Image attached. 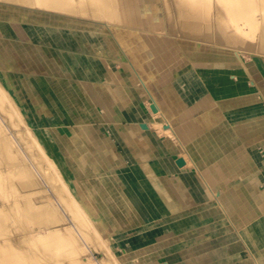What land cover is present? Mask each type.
Returning a JSON list of instances; mask_svg holds the SVG:
<instances>
[{
	"label": "bare ground",
	"instance_id": "obj_1",
	"mask_svg": "<svg viewBox=\"0 0 264 264\" xmlns=\"http://www.w3.org/2000/svg\"><path fill=\"white\" fill-rule=\"evenodd\" d=\"M18 11L103 27L121 54L122 70L107 72L112 76L107 79L96 59L73 55L54 35L49 38L51 48L25 47L27 58L20 46L0 42V264H160L162 257L185 260L183 264L235 263L240 256L219 261L222 251L210 254L218 259L214 263L191 258L198 254L193 248L197 240L189 238L196 229L210 231L208 217L211 222L218 219L213 210L202 213L195 225L184 219L177 226L142 233L130 243L115 241L114 223L123 220L131 224L128 229H138L209 208L210 199L219 200L212 191L218 184L224 189L227 173L233 183L254 167L264 177L258 162L264 151L257 153L243 139L240 154L231 153L234 146L227 144L233 134L204 130L214 119L207 101L199 100L180 113L204 93L228 97L231 79V91L244 98L251 93L247 103L255 110L252 116L264 118V86L254 79L264 75V0H0V27L20 17ZM175 50L202 68L218 70L183 73L168 60ZM244 58L259 61L247 66ZM76 67L81 72L74 71ZM170 72L178 78L163 90L167 100L161 99L154 83L163 82ZM239 73L249 76L247 83ZM82 77L86 98L76 102L80 93L74 81ZM214 82L217 86L205 92L204 84ZM97 120L108 123L106 131L117 138L119 157L102 130L89 125ZM121 121L128 127L116 125ZM182 123L184 128L179 127ZM176 136L188 144L174 154L173 166L180 173H198V181L159 177L167 165L162 141L169 144ZM240 158L249 164L241 168L232 163ZM261 181L263 185L251 182L246 188L251 202L254 188H264ZM229 195L240 216L255 221L246 236L261 247L264 211L250 207L246 212L249 207H241L238 190ZM62 204L71 207L65 210L74 213L80 227L67 219ZM230 217L236 220L235 214ZM236 239L241 241L238 235ZM93 240L103 254L99 262L88 246ZM158 246L165 249L151 253Z\"/></svg>",
	"mask_w": 264,
	"mask_h": 264
},
{
	"label": "crops",
	"instance_id": "obj_2",
	"mask_svg": "<svg viewBox=\"0 0 264 264\" xmlns=\"http://www.w3.org/2000/svg\"><path fill=\"white\" fill-rule=\"evenodd\" d=\"M66 47V46H64ZM67 48V47H66ZM120 54V52H119ZM170 54V53H169ZM121 55V54H120ZM183 53L182 51L179 50H175V52L170 55L169 57V62L171 64L175 63V65H179L178 67L181 68L180 71H182L183 73H193V74H197L196 72H199V70H209L210 68V72H214L216 73L218 70V68L216 67H209V68H202V66H200V64H194L193 62L189 61L185 56L183 57ZM121 59V57H120ZM198 65V66H197ZM106 66V65H105ZM200 66V67H199ZM216 66V65H215ZM103 67V66H102ZM101 67V69H102ZM109 67V65H108ZM199 67V68H197ZM220 69V68H219ZM222 70V69H221ZM229 74H233L232 72ZM235 74V73H234ZM256 75V74H255ZM238 76L240 77V79L243 82H248L249 80V76L247 74H238ZM259 78V79H258ZM257 81H260L261 85L260 88H262L264 86V75L262 76H257L256 78ZM85 79L80 78L78 80L74 81V86L75 89L77 90L76 93H80L79 97L74 98V100L77 102L78 100H82L83 98H86V96H84L81 92L83 91V86L85 81H83ZM98 81V80H97ZM227 86H228V97H220L216 95V91H212L216 86L217 83H206L204 84V91L206 92V90L208 91H212L209 92L211 93L210 95L208 93H204V95H206V99H203L205 101H207V104H209L210 109L209 112H211L210 114H212L213 116V121L211 122L210 125L208 126H204V130L205 131H210L213 132L215 130H223L227 133H231L233 134L232 136V142L228 143L227 145H233L234 149H238L236 151H234V149H231V153L235 152V153H239L240 154V146H242V142L243 139L245 141V143L247 145H249L248 147L252 148L254 151H257V153H261V151H264V118H263V114L262 116H257L256 114L254 116H252L253 114H251V112H255V110L250 109L252 106V104L247 103L252 101V99L249 97V95L251 93L246 94V97L244 98L242 96V94H237L233 91H231V89L233 90V83L231 82V79H227ZM77 83V84H75ZM86 84V83H85ZM251 84V83H250ZM74 89V88H73ZM82 90V91H81ZM203 96V95H202ZM242 96V97H241ZM256 101H260L262 104V101L257 98ZM213 102V104L211 105V103ZM218 102V103H217ZM221 104V105H220ZM223 105V107H222ZM263 106V104H262ZM213 107V108H212ZM221 107V108H219ZM259 107V106H257ZM223 109V110H222ZM222 110V111H221ZM134 111V110H132ZM96 115V113L94 114ZM199 117V116H198ZM189 121L191 120V118L188 119ZM123 122V123H122ZM125 121H121V122H117L116 125H118L120 128L122 127H128V123ZM76 124V123H75ZM93 124V125H92ZM92 124H89L90 126H94L95 129L97 130H102V132L105 134V140L108 143V147L111 146V148L115 149V154L118 155V157L120 156V146H118L117 143V138L116 137H111V134H108V131H106V129H108V123L102 121V120H97L96 122ZM258 124H261V126L258 127ZM180 127V125H179ZM180 128H184V126L182 125ZM209 129V130H208ZM177 132V131H176ZM216 132V131H215ZM222 133V131H220ZM239 132L240 134L237 136H235L234 134ZM104 140V141H105ZM176 142H175V141ZM175 142V143H174ZM186 141L180 140L177 136L175 138H173L171 140V142L168 144L164 141H162V149L165 152V162H167V165H164L163 167V172L159 175V177L162 179H170V180H177L180 181L181 177H185L187 176L188 178H192L193 180L198 181L199 180V174L197 173H187V172H178V168H175L173 166L174 161L177 160L176 158V154L177 152H179V150H182V148H184L186 146ZM170 145V146H169ZM235 146H239L238 148H235ZM253 146V147H252ZM174 148V149H173ZM169 149V150H168ZM243 151V150H242ZM242 154H244V152H242ZM218 159L215 161V163H217ZM246 159L240 158V160H236L234 159V161H232V163L236 164V166H239L241 168L245 167V163H246ZM250 161H248L249 164ZM259 165L264 166V157H262L259 161ZM231 162H227V167L228 164H230ZM253 165H255L253 163ZM253 174V175H252ZM249 175L252 177L250 180H248ZM263 174L259 173L257 167H254V170L252 171L251 174H247L243 177H238L235 181V179H233V181H235L234 183L232 181H230V179L234 178L232 175H227L224 176V180L226 181V185L224 187V189H222L220 187V185H217V188L219 189H215L214 191H212L216 197L219 193L223 192L224 195H228V229L227 228H223L222 230H219L220 233H224L226 230H231L235 227V229H239L240 231L236 232V234L238 236H240L241 241H239V245L234 244V246L232 247L233 250L236 249V251L238 250V247H240V249H244L243 252L232 256V257H228V262L231 260H235V258L237 256L238 260L233 263V264H264V245L262 244L261 247H259L250 237L246 236V234L248 233V229L253 227L255 225V221L251 220V219H247V218H243L245 215H241L240 216V212L235 208L234 206L231 204L230 202V193L235 192L236 190H238L239 192V196L243 199V204L241 203V207H246L248 206L249 209L247 208V211H250V207L252 208H257L258 212L262 213V211H264V188L261 187V189H255L254 190L256 192L252 193V195L255 197V200L253 202H251L248 197L249 194L247 193V187L250 186L249 184L252 182L251 186H255L262 184V181H264V177L262 176ZM261 176V177H260ZM248 182V183H247ZM199 183V182H198ZM256 184V185H255ZM263 185V184H262ZM230 187H233L234 189L229 190ZM201 188V186H200ZM204 189V188H203ZM206 193L208 192L207 189ZM263 191V192H262ZM263 194V195H262ZM211 195V194H208ZM219 198V196L217 197ZM220 199V198H219ZM246 199V200H245ZM216 206H213L214 203H212V205L207 208H201L199 207L196 211L191 210V211H187L186 215L184 216H180V217H176L175 218H171V219H167L166 221H161L158 222L156 224H161L160 227L156 228V229H165L168 228L171 225H175L178 224L176 222H180L181 220L184 219H188L190 220V222L192 223V225L197 224V221H200L199 219H197L199 216H201L202 213H207L210 210V213H216L218 219H212L210 216L208 217L210 223H213V221L222 219L224 217L227 218L226 214H224V212L226 211L227 207L226 204H222L220 200H214ZM217 207V208H216ZM222 209V210H221ZM244 209L242 208V211ZM241 211V210H240ZM241 211V213H242ZM239 212V213H238ZM168 213V212H167ZM230 213L235 214L236 216V220L233 221L232 218L230 217ZM193 219V220H192ZM207 219V220H208ZM253 219V218H252ZM178 220V221H177ZM189 222V221H188ZM172 223V224H171ZM194 223V224H193ZM165 225V226H164ZM187 225V224H186ZM153 226V225H152ZM177 226V225H176ZM178 227H182V226H178ZM245 228V229H244ZM202 230L196 229L193 231V234H191L192 236H190L189 239H195L196 240V235H198ZM152 232V231H151ZM206 232V231H205ZM217 232V231H216ZM241 234V235H240ZM185 241V240H184ZM188 241V240H187ZM228 250V249H227ZM249 254V255H248ZM226 255L225 251L223 253V256ZM249 258V263L244 261V258ZM227 260V259H226ZM229 264V263H228Z\"/></svg>",
	"mask_w": 264,
	"mask_h": 264
},
{
	"label": "rangeland",
	"instance_id": "obj_3",
	"mask_svg": "<svg viewBox=\"0 0 264 264\" xmlns=\"http://www.w3.org/2000/svg\"><path fill=\"white\" fill-rule=\"evenodd\" d=\"M18 12H21L19 14L21 18L18 17V16L17 17L16 16L15 17H11L12 20L10 19V22H9V24L7 26H5L3 24L2 27H0V30H1L0 31V42L7 43L6 45H8V43H12L14 45L20 46L21 49H22L23 58H27V54H24L25 47L32 48V46L36 45V47H41V48H44V49H47L48 47L51 48L52 45H51V43L49 41V38H50V35L51 36L54 35V37L57 40H60V43H61L60 45L63 46V47L66 46L67 48L66 47L65 48L69 49L72 52L73 55H76L78 57H83V58H85V57H93L94 59H96L100 63V65L103 66L102 70H103V73L105 74V76L107 77V79H112V76L109 73H107V72H114L115 73V72H119L118 70H122V66L119 64L121 62L120 61L121 55L117 52L118 50L116 49V47H114L113 39L110 37L108 32L103 27H101V26L97 27L94 24L89 23L87 21H80L79 24L77 22H75L74 24H71V23H69L67 21H64L63 19H61L60 17H57V16L54 17V18L52 16H48V15H44V16H42V15L30 16L27 13L24 14V12H22V11H18ZM22 15H25L27 17H22ZM36 20H38V21H36ZM31 21H32V23H31ZM67 23H69V24H67ZM57 25H58V27H57ZM3 30H4V32H3ZM25 30H27V31H25ZM5 36H7L8 38L5 37ZM96 36H98L100 38H98ZM43 40H45V41H43ZM101 40H103V42ZM79 44H80V46H79ZM3 49H8V47L5 46V47H3ZM102 50H103V52H102ZM95 53H97L96 54L97 57L94 56ZM14 59L16 60V58H14ZM246 60H247V58H244V64L247 65V66H252V65L255 66L257 61H259L257 58H254V59H250L249 58V60H247V61ZM102 61H104V62H102ZM15 63L18 66H21V65L23 66L22 61H16ZM108 65H109V67H108ZM74 71L81 72V69L79 67H76V68H74ZM168 74L165 76V80L163 82L160 81L161 84L158 83V81H156L157 84L154 83L157 86V88H159V90L162 91V92H159L160 94H158V97L160 96L159 98H161V99L165 98V100H167L165 96L168 95V94H166L163 90L166 89L167 85H170L172 82H175V79L178 78L176 73H173V72L171 73L170 72ZM118 75H117V77H118ZM120 76L121 75H119V77ZM184 90L186 92H190L191 91L190 88H186V89L182 88V90H180V91L183 92ZM155 93H158V91L155 92ZM203 99H206V95L200 96V98H196L195 101L188 102V106L186 107V109L184 108V110H182V112H180V113L185 112L186 110L191 108L195 102H197L199 100H203ZM212 104H213V102L211 103V105ZM25 112L27 113V111L24 109V112H23V114H24L23 118L24 119L26 117V115H25L26 113ZM177 116L178 115H176L175 118ZM187 121H189V120H186V122ZM181 125H184V123L180 124V127H181ZM43 181L47 182V179H43ZM232 189H234V188L233 187L229 188V190H232ZM50 191L53 194V189H51ZM131 192L135 193V191H130V193ZM137 192H139V191H137ZM218 196H219V198H220L219 200L221 201L222 204L225 203L226 205H228V195L226 196V195L223 194V192H221V193H219L217 195V197ZM210 202L215 204V202L213 201V198L210 199ZM213 206H216V204L213 205ZM60 208L64 209V211L66 212L67 219L71 222V224L74 227H77V226L80 227L78 225L77 220L75 219V217L73 215L74 213L71 212V211H66L65 210V209L69 210V208H71L70 206L62 204V205H60ZM224 214H226L227 218L224 217L222 219L214 221L212 223L211 229H209L210 231H206L205 232V231L202 230L196 236V240L197 241L193 245V248L197 249L196 251H198V254L193 255L191 257L192 259H195V257H197V258H205L204 261L211 259V262H213V261L216 262V261H218V259H216L215 257L209 258L210 254H212V253L215 254V253H218L220 251H222L221 253H224V251H225L226 255H224L222 257V259H219V261H222V260H226V259L228 260L229 259L228 257L235 256V255H237V254H239V253L244 251V249L241 250L240 247H238L237 251H236V249L235 250L232 249L234 244L239 245V240L236 239L237 238L236 232L240 231L239 229H235V227H234L231 230H226L224 233H219L217 236L215 235L214 232H216V231L222 230L223 228H227L228 229V225H229L228 224V208L226 209ZM120 222H115L114 223L115 224L114 227L118 231V236H117V238H115V241H117L118 243L122 242V241H126V242L130 243V242L133 241V239L136 236H138V235H140L142 233L145 234V233H149L151 231H154L156 228L160 227V225H161V224H154L153 226L144 227V228L141 227V228H138V229H131L130 230V229H128V227L130 228L131 224L129 225L127 222H125L123 220H121ZM228 236H233L235 239L229 240ZM211 238H213V239H211ZM211 241L213 242V244H212ZM88 246H89L90 250L92 251L91 253H92L93 258L95 259V261H97V262L101 261V259L103 257V254L99 250L96 241L94 242V240H93V243L88 244ZM163 249H165V247H159L158 246L156 249L152 250L151 253L160 252ZM119 252H120L119 249L115 250V253H119ZM191 258H187V260H189ZM184 261L185 260H181V261L170 260L169 257H168V259H165V258L162 257V259L159 260V263L162 264V262H163V264L164 263H166V264H181L182 263L183 264ZM244 261L247 262V263L250 262L249 258H246V257L244 258ZM107 264H112L111 260H109L107 262ZM225 264H228V263H225Z\"/></svg>",
	"mask_w": 264,
	"mask_h": 264
}]
</instances>
